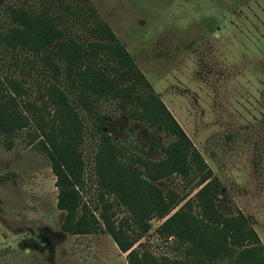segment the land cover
Segmentation results:
<instances>
[{"label":"rangeland","instance_id":"374dc122","mask_svg":"<svg viewBox=\"0 0 264 264\" xmlns=\"http://www.w3.org/2000/svg\"><path fill=\"white\" fill-rule=\"evenodd\" d=\"M91 1L220 179L229 196L221 203L226 214L240 209L264 245V0ZM27 58L0 46V78L31 87V100L40 105L37 84L45 80ZM118 106L107 102L101 114L105 131L126 154L119 161L161 159L174 138L136 123ZM30 132L12 143L0 134V264H128L103 228L91 235L63 231L66 212L57 207L52 162ZM97 140L86 135L83 144L82 201L99 218ZM159 187L189 191L178 176ZM108 200L115 220L131 217L115 197ZM161 224L151 222L141 251L180 258L174 242L157 234Z\"/></svg>","mask_w":264,"mask_h":264},{"label":"trees","instance_id":"16d2710c","mask_svg":"<svg viewBox=\"0 0 264 264\" xmlns=\"http://www.w3.org/2000/svg\"><path fill=\"white\" fill-rule=\"evenodd\" d=\"M0 6V46L30 55L28 66L40 68L45 80L37 84L38 105L31 100V87L0 78V134L12 143L18 134L32 131L50 158L57 207L66 212L63 231L91 235L103 228L128 264H264L259 235L240 209L226 214L221 203L229 196L220 179L91 0H21ZM107 102L119 104L136 123L174 138L162 147L161 159L119 161L126 154L105 131L101 114ZM86 135L100 143L95 155L99 218L82 201ZM176 176L189 191L163 192L159 186ZM109 197L131 217L115 220ZM154 219L162 221L157 234L174 242L180 258L141 251Z\"/></svg>","mask_w":264,"mask_h":264}]
</instances>
